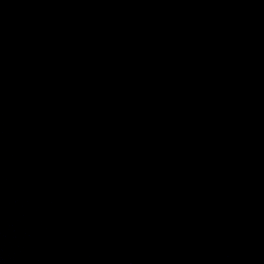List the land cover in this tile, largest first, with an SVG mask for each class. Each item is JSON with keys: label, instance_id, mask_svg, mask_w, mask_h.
Listing matches in <instances>:
<instances>
[{"label": "water", "instance_id": "95a60500", "mask_svg": "<svg viewBox=\"0 0 264 264\" xmlns=\"http://www.w3.org/2000/svg\"><path fill=\"white\" fill-rule=\"evenodd\" d=\"M0 264H264V0H0Z\"/></svg>", "mask_w": 264, "mask_h": 264}]
</instances>
